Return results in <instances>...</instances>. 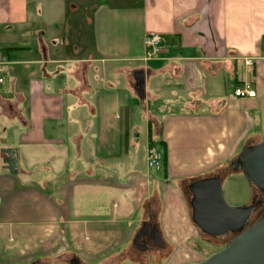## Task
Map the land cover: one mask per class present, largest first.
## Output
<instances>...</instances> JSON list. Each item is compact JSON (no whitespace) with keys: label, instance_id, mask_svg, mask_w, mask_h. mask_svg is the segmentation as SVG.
<instances>
[{"label":"crops","instance_id":"obj_1","mask_svg":"<svg viewBox=\"0 0 264 264\" xmlns=\"http://www.w3.org/2000/svg\"><path fill=\"white\" fill-rule=\"evenodd\" d=\"M151 34L163 51L146 61ZM0 79V264L188 252L185 187L264 142V0H0ZM245 84L256 98L234 96ZM151 220L163 246L146 251Z\"/></svg>","mask_w":264,"mask_h":264},{"label":"water","instance_id":"obj_2","mask_svg":"<svg viewBox=\"0 0 264 264\" xmlns=\"http://www.w3.org/2000/svg\"><path fill=\"white\" fill-rule=\"evenodd\" d=\"M150 72L136 71V97L144 104L146 78ZM3 163L10 174L18 173L16 152L4 149ZM230 169L240 172L248 184L264 194V142L245 148L231 162ZM193 193L191 221L202 232L223 237L245 228L246 221L255 211V204L231 207L225 197L223 180L218 176L207 177L189 186ZM42 264V263H35ZM71 264H79L77 260ZM195 264H264V216L253 227L228 244L223 250Z\"/></svg>","mask_w":264,"mask_h":264},{"label":"rangeland","instance_id":"obj_3","mask_svg":"<svg viewBox=\"0 0 264 264\" xmlns=\"http://www.w3.org/2000/svg\"><path fill=\"white\" fill-rule=\"evenodd\" d=\"M232 84H234V81L232 82ZM223 88L225 90L230 89L229 78H225V81L223 82ZM142 125L144 126V124ZM150 128H153L151 124ZM145 137L146 133L145 130H143L142 136L140 138V145L142 147L145 146ZM230 164L231 163H229L228 166L220 172L223 177V189L226 200L228 204L234 208H242L248 206L255 195L254 189L248 184V182L240 172H233L230 169ZM185 200L187 202L186 205L188 213L190 212L188 198L186 197ZM190 240L191 242L188 252L185 250L178 251V253H176L175 255H156L157 257L152 259L148 258V256L145 255V259L143 260L142 264H195L204 261L210 255L215 254L223 246L222 244L203 236L197 229H195V232L191 236ZM131 259L134 258H132V256L128 257L126 262L123 264H135L131 262Z\"/></svg>","mask_w":264,"mask_h":264},{"label":"flooded vegetation","instance_id":"obj_4","mask_svg":"<svg viewBox=\"0 0 264 264\" xmlns=\"http://www.w3.org/2000/svg\"><path fill=\"white\" fill-rule=\"evenodd\" d=\"M213 176H218L221 179L223 178L220 173L218 175H210L209 177H213ZM252 188L254 189L255 195H254L251 203L248 206L255 204V211L253 212L251 217L246 221L245 228L242 231L237 232V233L229 232L226 236L219 237V236H214L211 234L204 233L194 225L195 228L197 230H199V232L203 236L210 238V240L216 241V242L223 245L219 251L223 250L228 244H230L236 238L241 236L244 232H246L251 227H253L264 216V194L261 191L257 190L256 188H254V187H252ZM185 193H186L187 198H188L190 217L192 218L191 203L193 201V193L189 190V186L185 187ZM245 207H247V206H245ZM135 244L140 249H144L146 251L147 250H153L154 246H157V247L163 246L161 233H160L159 227L155 223V221L151 220L149 223H145L143 225V227L141 228V230L139 231V233L136 236ZM159 255H163V254L159 253L158 256ZM212 255H210V256H212Z\"/></svg>","mask_w":264,"mask_h":264},{"label":"built area","instance_id":"obj_5","mask_svg":"<svg viewBox=\"0 0 264 264\" xmlns=\"http://www.w3.org/2000/svg\"><path fill=\"white\" fill-rule=\"evenodd\" d=\"M163 38L157 34H151L145 39V60H153L158 58L163 51L162 47ZM247 66H253V60L246 59ZM0 83H3V79H0ZM234 96L238 99H254L257 96L256 91L248 84L243 87H238L234 91ZM163 153L156 147L149 146L147 151V166L150 169L160 168L163 164Z\"/></svg>","mask_w":264,"mask_h":264},{"label":"trees","instance_id":"obj_6","mask_svg":"<svg viewBox=\"0 0 264 264\" xmlns=\"http://www.w3.org/2000/svg\"><path fill=\"white\" fill-rule=\"evenodd\" d=\"M152 135H153V132H151V140H150V146L151 147H154L155 145H154V141L152 140ZM160 149H161V152L163 153V156H164V161H163V164L165 163V161H166V149H165V146L162 144V143H160Z\"/></svg>","mask_w":264,"mask_h":264}]
</instances>
